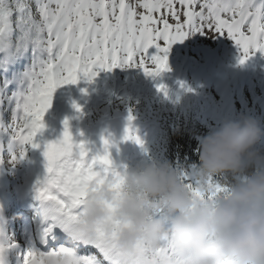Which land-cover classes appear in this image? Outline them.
I'll list each match as a JSON object with an SVG mask.
<instances>
[{
    "label": "snow or ice",
    "instance_id": "6c2138e0",
    "mask_svg": "<svg viewBox=\"0 0 264 264\" xmlns=\"http://www.w3.org/2000/svg\"><path fill=\"white\" fill-rule=\"evenodd\" d=\"M196 33L231 39L243 65L256 52L264 54V0H0V137L18 145L23 160L28 147H40L35 139L45 129L44 118L57 89L81 79L92 83L100 71L118 67L139 69L156 79L170 71L171 47ZM157 91L167 98L165 85H158ZM73 107L82 113L80 106ZM128 120L123 141L143 148L131 127V114ZM102 142L103 153L89 158L86 143L74 141L66 119L62 136L44 144L45 175L34 192L43 219L51 221L45 238L60 227L67 237L63 245H69V237H79L77 221L90 192L107 186L119 196L124 176L108 151L114 145L108 139ZM182 180L203 198L187 171ZM209 186V199L228 191L217 178H209ZM69 246L83 249L77 254L78 264H168L174 256L164 237L156 250L138 246L134 256L126 257L102 230L85 245ZM16 248L0 242V264H8V254ZM47 254L49 250L32 247L22 264H44Z\"/></svg>",
    "mask_w": 264,
    "mask_h": 264
},
{
    "label": "clouds",
    "instance_id": "9594fccd",
    "mask_svg": "<svg viewBox=\"0 0 264 264\" xmlns=\"http://www.w3.org/2000/svg\"><path fill=\"white\" fill-rule=\"evenodd\" d=\"M262 139L264 126L245 115L201 138L198 163L187 174L203 198L182 180L185 170L170 163L126 169L119 196L107 186L89 193L77 221L79 237H69V245H85L102 230L126 257L138 246L154 251L167 237L174 249L168 264H264ZM229 176L227 193L209 199V178ZM69 245L50 249L44 264H78L77 249Z\"/></svg>",
    "mask_w": 264,
    "mask_h": 264
},
{
    "label": "rangeland",
    "instance_id": "374dc122",
    "mask_svg": "<svg viewBox=\"0 0 264 264\" xmlns=\"http://www.w3.org/2000/svg\"><path fill=\"white\" fill-rule=\"evenodd\" d=\"M160 27H162V25ZM160 43L162 44V42ZM151 51L152 50L150 49V52ZM240 55V51L231 39H228L225 36L212 35L211 33L204 35L196 33L185 39L183 43L174 44L168 53V59L171 56H174L173 66L178 69L184 67L180 74L184 79H179L176 84L178 91H180V86L183 82L194 81L206 87L207 95L217 102L216 106L220 107V109H227L226 114L230 112L233 117L236 118L241 115L249 114L252 118L259 120L261 125L264 126V101L262 99V89L264 84L252 81L249 71L242 74L243 83H241L239 76L242 65L238 63ZM135 59H138V57ZM189 61L191 62V65ZM145 64L146 66L151 64L147 59V54H145ZM119 74L123 77L125 76L124 68L118 67L110 72L100 71L99 75L94 80L104 77V83L107 84L108 88L107 96L113 98L115 97L113 90L117 87L118 78H120L116 76ZM162 77H164V74H162ZM86 83L88 84L86 80L81 79L76 85H66L61 87V91L55 92L53 96L52 101H56V105H51L54 110L52 112L53 117L58 113L68 119L72 118L77 122L78 126L72 127L71 124H69L70 131H72L71 134L73 133L74 141L76 143H86L87 141H90V132L95 131V125L92 122L93 120H88L85 125H82L83 120H81V117L84 116L85 112L90 114L97 108L102 112L107 105L108 98L106 96L101 99H91L89 97L88 92L84 90L86 88ZM242 84L249 93L248 97L244 96ZM67 87H69V89H67ZM248 99L252 100L251 102L246 103ZM120 100V97H116L113 99V103L116 104ZM74 103L80 106L82 113L75 110L73 107ZM63 125L64 124L61 123L46 124V133L49 138L60 128V126ZM220 125L221 123L215 120L214 115L212 117L203 118L200 124L205 132H209L210 129L212 131ZM135 134L140 141H142L143 148H141L139 144L130 140L128 149L123 156L124 162L126 159L138 162L143 158L142 153L151 140L154 130L148 125L140 124L139 129ZM199 141L200 139L198 140V143ZM259 147L264 148V139H262ZM10 152H12V150L4 156L5 161H10V164L5 166L8 169L5 175H1L3 168L2 160L0 158V178L2 179L0 180V209L2 210V213L5 214L3 215L5 221L9 222V225L13 227L15 219L14 217H11V215L15 212V204L23 203V201H25L24 199H21V195L25 196L23 191H26L28 194L34 190L26 189V185L30 184L27 181L33 182V172H30L28 175L24 174V172H27L28 170L21 167V160L19 164L16 159H13V156H10ZM90 152L89 149V158L92 157L90 156ZM14 162L18 165V175L16 176L13 175ZM41 165L45 166V161H43ZM44 172L45 167L41 170V174ZM37 174H40V171ZM33 185L35 184L33 183ZM1 196L6 197V201H3ZM3 203H7V206L2 207L1 204ZM8 208L10 209V212H6ZM12 241L13 239H10V242ZM18 243L19 242H15L14 244ZM16 254L17 253H14V255L11 256V259L17 258Z\"/></svg>",
    "mask_w": 264,
    "mask_h": 264
},
{
    "label": "trees",
    "instance_id": "16d2710c",
    "mask_svg": "<svg viewBox=\"0 0 264 264\" xmlns=\"http://www.w3.org/2000/svg\"><path fill=\"white\" fill-rule=\"evenodd\" d=\"M173 78V74L168 77L167 87L173 83ZM129 79L126 98H122L121 104L113 109H118L127 118L131 114L135 124H138L137 121L149 122L156 128L158 135L152 140L144 163L167 162L174 168L187 171L192 164L198 163V140L211 132V129L209 132L203 131L200 126L204 118L202 116H206L208 111L207 107H214L210 101L207 107L199 110V96L205 94L204 86L193 83L184 85L180 103L174 104V90L166 98L164 93L157 91L160 85L158 79L146 77L135 68L129 72ZM186 100L190 103L189 110L186 108ZM217 179L231 182L234 178L229 176Z\"/></svg>",
    "mask_w": 264,
    "mask_h": 264
},
{
    "label": "water",
    "instance_id": "95a60500",
    "mask_svg": "<svg viewBox=\"0 0 264 264\" xmlns=\"http://www.w3.org/2000/svg\"><path fill=\"white\" fill-rule=\"evenodd\" d=\"M129 124L122 118L107 120L101 123L99 130L94 139V147L99 149L102 153L104 150L103 139H108L112 145L109 147L108 151L110 152L113 165L116 170L122 168L121 165V155L125 150L127 141H123L124 129ZM61 136L54 137V141Z\"/></svg>",
    "mask_w": 264,
    "mask_h": 264
},
{
    "label": "bare ground",
    "instance_id": "6f19581e",
    "mask_svg": "<svg viewBox=\"0 0 264 264\" xmlns=\"http://www.w3.org/2000/svg\"><path fill=\"white\" fill-rule=\"evenodd\" d=\"M259 54H261V52H256L255 55L252 56L251 59H249L245 64L249 63V65H250V63H251L252 61H254V60H258V59H259ZM244 67H245V66H243V70H242L243 72H245ZM256 67H257V69H258L259 71H257V72L255 73V76H257V75H259V74H260V75H264V73L262 72L263 67H261V65H260V63H259L258 61H257V65H256ZM243 91H244V96L248 97V96H249V93H248V91L246 90L245 86H243ZM263 98H264V95H263ZM251 100H252V99H251ZM251 100L248 99V101H247L246 103L251 102ZM5 163L10 164V161H5ZM13 166H14L13 168L16 169V167H17L18 165H17L16 162H14V163H13ZM13 173H14V176H16L17 170H14ZM29 201H33V203H35V209H37V210L39 211L40 216H41V219L43 220V217H42L41 212H40V204H39V202L33 197V195L30 197ZM58 228H60V227H58ZM49 245H50V244H49ZM27 251H28V248H27V246L24 244V246H23V248H22V255H23V254H26Z\"/></svg>",
    "mask_w": 264,
    "mask_h": 264
}]
</instances>
